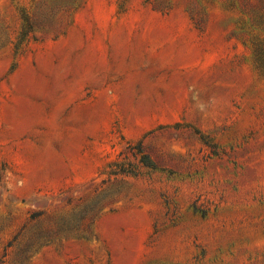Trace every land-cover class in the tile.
<instances>
[{"label": "rangeland", "instance_id": "obj_1", "mask_svg": "<svg viewBox=\"0 0 264 264\" xmlns=\"http://www.w3.org/2000/svg\"><path fill=\"white\" fill-rule=\"evenodd\" d=\"M237 3L0 0V264H264Z\"/></svg>", "mask_w": 264, "mask_h": 264}, {"label": "trees", "instance_id": "obj_2", "mask_svg": "<svg viewBox=\"0 0 264 264\" xmlns=\"http://www.w3.org/2000/svg\"><path fill=\"white\" fill-rule=\"evenodd\" d=\"M237 8L243 14H245L246 11L250 9L253 15L252 19L248 20L249 27L253 31H260L264 34V0H238ZM261 38L256 39L253 34H250V37H248L247 41H245L246 44L251 45V51L254 57L256 56L257 51L259 50L257 47L260 45L264 47V39ZM258 40H260V42H257L255 46V41ZM140 162L146 167L154 168V164L150 161L149 157L147 156L142 157Z\"/></svg>", "mask_w": 264, "mask_h": 264}]
</instances>
